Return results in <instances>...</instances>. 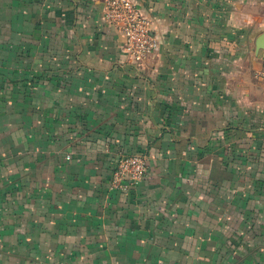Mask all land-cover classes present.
<instances>
[{
	"label": "crops",
	"instance_id": "0c3cea01",
	"mask_svg": "<svg viewBox=\"0 0 264 264\" xmlns=\"http://www.w3.org/2000/svg\"><path fill=\"white\" fill-rule=\"evenodd\" d=\"M134 1L0 0V264H264V0Z\"/></svg>",
	"mask_w": 264,
	"mask_h": 264
},
{
	"label": "built area",
	"instance_id": "2783aa9c",
	"mask_svg": "<svg viewBox=\"0 0 264 264\" xmlns=\"http://www.w3.org/2000/svg\"><path fill=\"white\" fill-rule=\"evenodd\" d=\"M103 17L120 31L123 50L135 64H141L159 48V39L134 0H103ZM148 170L142 152L121 153L113 167L110 187L127 191L136 187Z\"/></svg>",
	"mask_w": 264,
	"mask_h": 264
},
{
	"label": "water",
	"instance_id": "95a60500",
	"mask_svg": "<svg viewBox=\"0 0 264 264\" xmlns=\"http://www.w3.org/2000/svg\"><path fill=\"white\" fill-rule=\"evenodd\" d=\"M256 49H264V31L257 37L255 41Z\"/></svg>",
	"mask_w": 264,
	"mask_h": 264
}]
</instances>
